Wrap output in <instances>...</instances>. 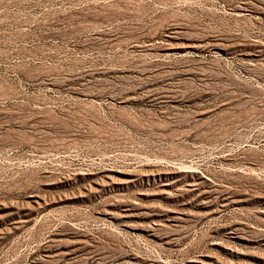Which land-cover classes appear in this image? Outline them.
Returning a JSON list of instances; mask_svg holds the SVG:
<instances>
[{
  "label": "rangeland",
  "instance_id": "374dc122",
  "mask_svg": "<svg viewBox=\"0 0 264 264\" xmlns=\"http://www.w3.org/2000/svg\"><path fill=\"white\" fill-rule=\"evenodd\" d=\"M0 264H264V0H0Z\"/></svg>",
  "mask_w": 264,
  "mask_h": 264
}]
</instances>
